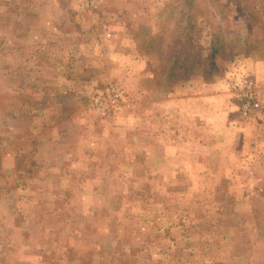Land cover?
I'll list each match as a JSON object with an SVG mask.
<instances>
[{
  "label": "rangeland",
  "instance_id": "obj_1",
  "mask_svg": "<svg viewBox=\"0 0 264 264\" xmlns=\"http://www.w3.org/2000/svg\"><path fill=\"white\" fill-rule=\"evenodd\" d=\"M0 264H264V0H0Z\"/></svg>",
  "mask_w": 264,
  "mask_h": 264
}]
</instances>
